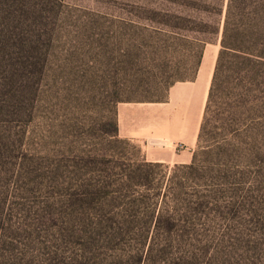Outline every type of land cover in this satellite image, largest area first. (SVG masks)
<instances>
[{
	"label": "rangeland",
	"instance_id": "rangeland-1",
	"mask_svg": "<svg viewBox=\"0 0 264 264\" xmlns=\"http://www.w3.org/2000/svg\"><path fill=\"white\" fill-rule=\"evenodd\" d=\"M26 1L31 8L21 32L30 65L17 83L22 92L11 125L19 164L13 178L0 175V189H9L2 219L10 227L0 237V262L63 264L78 250L79 229L66 225L61 197L85 183L119 180L123 156L146 160L139 144L112 137L119 103L165 102L173 82H210L219 43L205 47L195 73L184 72L178 37L184 32L173 26L184 25L176 15L202 18L195 7L222 0ZM13 52L21 56L19 45ZM260 82L247 123L264 157V76ZM258 159L264 178V158ZM250 179L252 198L224 188L223 198L236 197L234 207L222 204L197 226V239L207 245L197 240L193 249L211 248L213 264L251 258L264 264V179L258 188Z\"/></svg>",
	"mask_w": 264,
	"mask_h": 264
},
{
	"label": "trees",
	"instance_id": "trees-1",
	"mask_svg": "<svg viewBox=\"0 0 264 264\" xmlns=\"http://www.w3.org/2000/svg\"><path fill=\"white\" fill-rule=\"evenodd\" d=\"M30 8L26 0H0V175L11 173L12 178L20 159L11 132L22 92L17 83L30 65L21 30ZM195 9L202 18L176 15L184 25L173 26L184 32L178 36L181 69L195 73L208 44L218 42L219 52L192 161L169 170L162 163L123 156L119 180L85 183L69 198L62 196L66 225L71 232L79 229L78 250L63 264H213L211 248L193 249L197 240L207 245L197 239L199 222L222 204L234 207L236 197L223 198L224 188L243 190L248 200L250 178L257 188L263 181L257 160L264 157L250 142L247 122L264 76V0H222ZM18 45L20 57L13 52ZM112 137L119 138L117 120ZM8 194L9 189H0V237L10 229L2 219ZM251 264L257 259L251 258Z\"/></svg>",
	"mask_w": 264,
	"mask_h": 264
},
{
	"label": "crops",
	"instance_id": "crops-1",
	"mask_svg": "<svg viewBox=\"0 0 264 264\" xmlns=\"http://www.w3.org/2000/svg\"><path fill=\"white\" fill-rule=\"evenodd\" d=\"M210 82L196 78L177 83L171 86L165 102L119 103V138L139 144L148 162L189 164L197 145Z\"/></svg>",
	"mask_w": 264,
	"mask_h": 264
}]
</instances>
